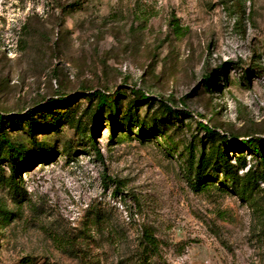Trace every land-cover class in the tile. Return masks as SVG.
<instances>
[{"label": "rangeland", "instance_id": "1", "mask_svg": "<svg viewBox=\"0 0 264 264\" xmlns=\"http://www.w3.org/2000/svg\"><path fill=\"white\" fill-rule=\"evenodd\" d=\"M0 113V264H264V0H0Z\"/></svg>", "mask_w": 264, "mask_h": 264}, {"label": "trees", "instance_id": "2", "mask_svg": "<svg viewBox=\"0 0 264 264\" xmlns=\"http://www.w3.org/2000/svg\"><path fill=\"white\" fill-rule=\"evenodd\" d=\"M91 96L95 98V100L97 101L96 115L94 117V122H93L92 129H91L93 137H94V135L96 134L98 130V122H99L100 115H101L100 110L104 106H107L108 99L106 95L101 91H95L92 93ZM146 99L152 100V98H146ZM165 110H167L168 112H172V113L175 112L168 106H165ZM174 115L178 116V113H174ZM4 117L5 116L0 113V127L2 129L0 133V151L5 150L7 153H12V151H15L22 158V166L28 169L30 168L31 162H30L29 157L26 156V152L21 148L20 145H17L16 143L10 141L8 137V133L5 131V128H2V123L5 120ZM8 119H9L8 122L11 121V118H8ZM197 125L199 126L201 130H203L204 134H206L210 139L214 138L215 136H218V134L215 133V131L209 126H207L206 124L200 121H197ZM259 142H263V141H260V140L254 141L253 139L249 138L247 143L238 144V143H231L227 140V138L221 137L220 145L221 144L225 145L226 148L225 147L224 148L222 147V149H220V147L214 148V145H211L210 155L214 157L215 159L213 162V166L217 169V171L220 170L221 168L223 169L225 173L228 174L229 180L233 183V186L237 188L238 194L243 198L247 197V192L250 189V186L252 184H255L258 181L264 180V151H263L262 145ZM201 143H202V148H201L202 157H201V160L197 162L198 169L197 168L195 169V175L197 177L196 181L198 182L200 181V178L198 177L199 168L202 167L203 163L206 162L205 157L207 155L203 148L204 141L201 140ZM213 143L214 142L211 141V144ZM92 146L94 148L93 150L95 151V156L100 158L99 151L95 148L94 143L92 144ZM240 146L241 147L248 146L252 150L255 156L259 155L260 157V161L257 162L258 168L256 170L246 171L244 175L245 183L243 185H240L239 183L240 178L238 177L237 173L234 172L236 171L234 170L236 168H234V166H232L228 161V156H229L228 149L231 148L233 150H236ZM210 155L209 157H211ZM237 162L239 163L238 169L240 170H242L246 166L244 158L242 157H238ZM193 163H194V158L193 156H191L187 160L188 170L192 169ZM16 183H17L16 170H15V167H13V175L11 176L10 182L8 183L9 188L16 191V187H17ZM203 186L205 187L206 185L203 184ZM141 245H142L141 252L135 264H151L149 260L147 259L148 257H150V255H152L155 252L157 248L156 241L154 240L153 237L146 236L145 242H142ZM76 256L79 257L78 255Z\"/></svg>", "mask_w": 264, "mask_h": 264}]
</instances>
